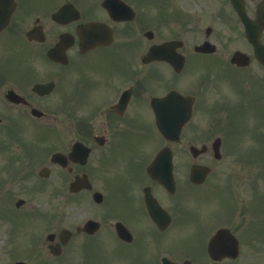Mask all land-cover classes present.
Returning <instances> with one entry per match:
<instances>
[{"label": "flooded vegetation", "instance_id": "af4514ba", "mask_svg": "<svg viewBox=\"0 0 264 264\" xmlns=\"http://www.w3.org/2000/svg\"><path fill=\"white\" fill-rule=\"evenodd\" d=\"M247 119L264 0H0V264H264Z\"/></svg>", "mask_w": 264, "mask_h": 264}, {"label": "rangeland", "instance_id": "374dc122", "mask_svg": "<svg viewBox=\"0 0 264 264\" xmlns=\"http://www.w3.org/2000/svg\"><path fill=\"white\" fill-rule=\"evenodd\" d=\"M230 121L232 122V119H230ZM245 121H246L244 123L245 126H243L244 128H242L245 130V132L241 133L244 134V138H245L243 144L241 145V147L243 148L242 152H240L242 156H248L249 147H254L256 144L255 142L258 141V139L254 138V136L256 135L255 132L259 134L258 136L261 138V140H264V128H253L254 127L253 121H251L250 119H247ZM193 125L194 126L201 125L202 126L201 128H208L207 126L209 125V118L208 117L202 118L200 116L196 118L194 117Z\"/></svg>", "mask_w": 264, "mask_h": 264}, {"label": "water", "instance_id": "95a60500", "mask_svg": "<svg viewBox=\"0 0 264 264\" xmlns=\"http://www.w3.org/2000/svg\"><path fill=\"white\" fill-rule=\"evenodd\" d=\"M186 119H187V117H186ZM172 123H174V122H172ZM180 128H181V124H178V125H176V127L175 128H159L160 129V131L163 133V134H165V135H169V136H171L172 138H174V139H177V136H178V133H179V131H180ZM168 133V134H167Z\"/></svg>", "mask_w": 264, "mask_h": 264}]
</instances>
